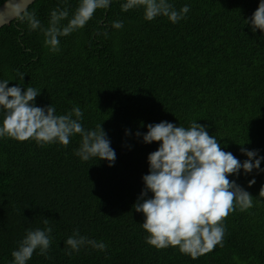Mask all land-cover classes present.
Wrapping results in <instances>:
<instances>
[{
  "label": "trees",
  "instance_id": "1",
  "mask_svg": "<svg viewBox=\"0 0 264 264\" xmlns=\"http://www.w3.org/2000/svg\"><path fill=\"white\" fill-rule=\"evenodd\" d=\"M123 2L111 0L83 29L61 37L57 52L20 17L0 29V81L41 90L36 106L51 104L57 114L80 107L83 127L101 124L116 153L109 167L76 155L79 135L67 146L0 138V264H13L19 241L46 227L44 219L52 243L46 256L37 250L27 264H264V171L229 177L253 196V207L230 213L224 246L196 259L178 247L149 245L144 216L133 210L147 157L159 148L134 135L145 134L149 123L196 122L241 162V145L264 157V33L244 22L260 0H171L177 9L190 6L175 24L146 21L142 9L122 12ZM78 5L37 0L27 12L46 28L53 9L68 7L71 17ZM118 20L123 28H111ZM74 231L106 250L84 246L66 254Z\"/></svg>",
  "mask_w": 264,
  "mask_h": 264
},
{
  "label": "clouds",
  "instance_id": "2",
  "mask_svg": "<svg viewBox=\"0 0 264 264\" xmlns=\"http://www.w3.org/2000/svg\"><path fill=\"white\" fill-rule=\"evenodd\" d=\"M67 5L68 0H62ZM111 0H79V5L69 16L68 7H57L50 13L45 28L35 12L25 11L20 19L26 21L31 30L40 29L45 37V46L52 52L59 51L60 38L83 29L97 10H106ZM142 9L146 21L165 17L175 24L189 12L190 6L177 9L171 0H124L121 11ZM67 21V23H63ZM253 32L264 33V0H260L252 16L244 20ZM123 21H115L111 28L119 30ZM107 37L108 33H102ZM21 81L24 75L19 74ZM9 81H0V111L3 120L0 123V138L17 141L34 140L41 146L58 143L67 146L72 137L79 135L81 142L76 155L82 161L95 158L114 165L115 150L106 132L98 124L93 130H86L81 118L83 112L74 106L66 114H57L56 108L36 106L35 100L41 90L21 84L8 87ZM130 130L125 131V136ZM145 144L159 142V148L147 157L148 174L142 177L144 188L133 205V210L142 213V228L147 235L146 242L164 249L178 247L181 253L196 259L212 252L216 246H224L225 226L223 221L230 213L245 211L253 207V196L239 186L230 176H237L243 170L245 174L260 169L261 160L258 150H248L241 145V153L247 157L241 162L231 152H226L213 135H209L205 126L191 122L188 127L177 126L167 121L149 123L146 133L137 131ZM255 179L249 181L251 187ZM151 193V197L148 194ZM259 195L264 196V186ZM43 229H30L19 241L11 255L13 264H27L33 254L47 255L52 243L53 228L48 219L43 220ZM66 254L78 252L81 247L105 251L104 242L90 240L78 231L65 241Z\"/></svg>",
  "mask_w": 264,
  "mask_h": 264
},
{
  "label": "water",
  "instance_id": "3",
  "mask_svg": "<svg viewBox=\"0 0 264 264\" xmlns=\"http://www.w3.org/2000/svg\"><path fill=\"white\" fill-rule=\"evenodd\" d=\"M37 0H6L0 5V29L20 17Z\"/></svg>",
  "mask_w": 264,
  "mask_h": 264
}]
</instances>
